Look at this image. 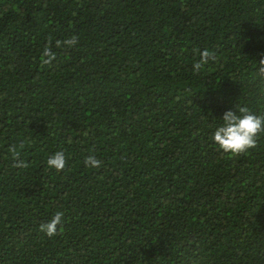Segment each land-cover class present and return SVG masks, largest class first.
<instances>
[{
  "label": "trees",
  "instance_id": "trees-1",
  "mask_svg": "<svg viewBox=\"0 0 264 264\" xmlns=\"http://www.w3.org/2000/svg\"><path fill=\"white\" fill-rule=\"evenodd\" d=\"M240 108L264 118V0H0V264H264V131L213 140Z\"/></svg>",
  "mask_w": 264,
  "mask_h": 264
},
{
  "label": "clouds",
  "instance_id": "clouds-1",
  "mask_svg": "<svg viewBox=\"0 0 264 264\" xmlns=\"http://www.w3.org/2000/svg\"><path fill=\"white\" fill-rule=\"evenodd\" d=\"M78 43V38L73 36L63 42L56 41V46L60 47L62 44L67 46H75ZM201 60L195 63V70L199 71L203 65L207 64L212 57V53L205 49L200 53ZM47 57V59H44ZM55 59V54L51 51L50 45L44 49L42 56L43 64H51ZM239 111L243 113L242 116H237L233 111L229 110L224 113L223 120L224 126L219 127L213 136L215 143L226 153L238 155L246 152L248 149L256 146V138L261 131H264V118L259 117L249 112L247 108H240ZM11 151L14 154V160L17 163L15 167H27L23 162L18 163L19 154L15 148ZM85 165L88 167H100L101 161L96 159L94 155L85 158ZM66 157L63 151H57L54 155L50 156L47 160L49 168H55L57 171H62L66 167ZM63 212H56L53 218L45 224L40 225V231L46 233L48 237H53L58 234L57 226L62 223ZM63 229L61 228V231Z\"/></svg>",
  "mask_w": 264,
  "mask_h": 264
}]
</instances>
